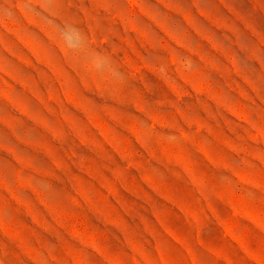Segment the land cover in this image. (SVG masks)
Here are the masks:
<instances>
[{"label":"rangeland","instance_id":"374dc122","mask_svg":"<svg viewBox=\"0 0 264 264\" xmlns=\"http://www.w3.org/2000/svg\"><path fill=\"white\" fill-rule=\"evenodd\" d=\"M0 264H264V0H0Z\"/></svg>","mask_w":264,"mask_h":264}]
</instances>
